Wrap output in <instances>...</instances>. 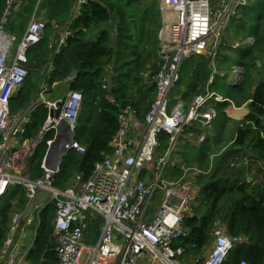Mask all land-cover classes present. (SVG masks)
Segmentation results:
<instances>
[{
	"label": "built area",
	"instance_id": "1",
	"mask_svg": "<svg viewBox=\"0 0 264 264\" xmlns=\"http://www.w3.org/2000/svg\"><path fill=\"white\" fill-rule=\"evenodd\" d=\"M88 1L77 0L75 12ZM22 2L6 0L0 18V207L16 186L23 188L27 204L11 213L9 231L0 249V264H28L41 211L50 204L56 211L53 238L57 254V261L51 264L228 263L232 250L249 240L230 235L225 224L213 227L214 245L207 257L185 262V247L176 246V241L188 233L186 217L198 205L200 189L195 187L189 168L176 177L169 172L173 157L179 152L180 135L200 116L209 127L218 116L210 105L205 111L218 96L207 91L188 104H172L171 98L180 84L184 62L202 55L213 62L228 24L247 0H160L163 24L159 32L158 71L152 78L156 97L149 111L140 121L137 109L126 106L112 143L114 152L95 165L87 180L77 174L64 188L55 184L64 156L71 150H86L76 139L84 94L68 87L53 98V91L44 80L28 105L12 109V100L20 94L29 75V50L43 39L47 27L46 19L35 12L21 39L8 31L11 13ZM53 24L60 28L56 21ZM60 29L59 35L49 40L56 52L73 34L69 25ZM248 43H252L251 37L232 43V47ZM226 74L221 73L223 77ZM244 76L245 68L236 65L229 78L239 84ZM182 105L184 112L179 110ZM41 106L46 108L47 116L33 136L28 127ZM50 132L53 136L47 140L48 149L58 140L59 150L50 166L45 155L43 174L35 177L30 160ZM162 133L170 134L165 150L158 149ZM143 171H147L148 178L141 177ZM40 190L49 193L47 198L35 205L24 221L29 204ZM158 202L160 205H155ZM27 241L30 243L25 249ZM238 264L250 262L241 260Z\"/></svg>",
	"mask_w": 264,
	"mask_h": 264
},
{
	"label": "trees",
	"instance_id": "2",
	"mask_svg": "<svg viewBox=\"0 0 264 264\" xmlns=\"http://www.w3.org/2000/svg\"><path fill=\"white\" fill-rule=\"evenodd\" d=\"M135 1L89 0L76 13L77 0H23L11 13L7 29L18 40L22 38L35 12L47 21L43 39L29 50V75L20 94L12 100V109L28 105L44 80L53 91V98L68 87L84 94L76 139L86 150L83 153L71 150L64 156L60 172L55 175V184L61 188L66 187L77 174H82L83 180H87L95 165L114 152L112 143L126 106H134L138 111L137 117L142 121L156 97L152 78L158 71L156 59L160 40L153 29L154 19L146 13V10L150 12V8L145 9L140 19L137 20L136 15H133L129 17L130 20L123 22L126 12L130 13L134 9ZM5 7L6 0H0V18ZM114 18H117V23L111 25ZM54 21L60 28L69 25L73 31L59 52L49 46L50 37L59 35L61 30L54 26ZM226 32L220 45L221 52L226 49L233 51L232 43L237 39H246L248 36L256 38L253 45L238 47L233 55L232 52L231 55L220 52V55L226 56L229 70L237 63L242 64L246 78L241 85L218 88L238 105L249 98L253 99L248 123L240 128L234 146L244 145L247 147L246 154L264 161V80L257 79L253 87L256 75L264 78V74L260 75L262 67L258 65L261 61L264 66V0H247V4L233 16ZM200 67L202 65L195 69L196 75L200 73ZM196 75L191 76L183 68L180 84L186 82L195 92ZM201 92L196 91V94ZM192 95L183 93L182 98L189 101ZM176 101L177 98H171L172 104ZM225 104L229 103L215 102L214 105L223 114ZM46 116V108L39 107L28 127L31 135L37 134ZM52 136V132L46 135L30 160L31 173L35 177L43 174L41 164L48 149L47 140ZM160 140L158 149L165 150L170 144V134H160ZM209 169L210 174L197 176V181L202 183L198 205H194L187 215L185 227L188 233L176 241V246L185 247V257L188 254L203 259L208 256L213 244V227L225 224L230 235L249 240L232 250L226 264H238L241 260H248L250 264H264V182L251 184L246 179H236V183H233L232 177L217 175L215 170ZM169 170L174 175V171ZM144 172L142 178L145 177ZM181 174L182 170L176 173L178 176ZM15 198L17 204L12 201ZM26 204L21 186L12 187L3 198L0 209V249L9 231L11 213ZM55 218L53 204L41 211L35 245L28 254L30 264L57 261L53 238Z\"/></svg>",
	"mask_w": 264,
	"mask_h": 264
},
{
	"label": "crops",
	"instance_id": "3",
	"mask_svg": "<svg viewBox=\"0 0 264 264\" xmlns=\"http://www.w3.org/2000/svg\"><path fill=\"white\" fill-rule=\"evenodd\" d=\"M138 3L140 2L137 3L134 2V9L130 10V13H128V15L124 17L123 22L125 23L126 21L130 20L129 17L133 15L134 16L139 15L140 17L143 16L145 14V9L150 8L151 17L152 19H154L152 20L153 29L154 32H157L159 39V32L163 23L162 13L160 10V0L154 3H149L145 1L143 8H140V10L137 7ZM226 33L227 32H225V34ZM250 37L252 38V43H248L244 45H253L255 43L253 42V38L256 41V38L254 36H248L246 39ZM246 39L243 37L237 39L236 41L246 40ZM242 46H240L239 48H241ZM233 51H236V49H234ZM233 51L226 49L221 52V46H219L218 48L219 55L218 54L216 55L213 62L206 55H202V57L196 56L194 58H191L190 60L187 59L188 61L186 60L184 62L183 68H185L187 73L190 72L191 76H193L194 74L196 75L195 71L197 70L196 69L197 66L202 65V67H200L201 68L200 73L196 75V81L194 83L195 92L194 90H192L193 88L190 89L188 87V84H186V82L184 83L182 82V84H179L178 87L175 89L172 96L174 98H177V101H183L185 104H188L191 100L194 99L195 95H197L196 91H202L201 93H205L207 91L214 92L218 96V99L216 98L212 99L207 104V107L205 109V111H207L210 108L208 107V105L214 107L218 111V117L213 121V124L210 127L204 124L205 119L203 117L201 119H198V121L195 122L194 125L190 126L189 129L184 131L178 139L179 152L175 154V156L173 157V161L170 164L171 171H174V175H172L173 177L178 176L176 175L178 170L183 171L184 169L189 168L191 171L190 174L195 177L194 185L198 189L202 188V183L197 181L198 175L206 176L210 174L209 168H212V171L215 170L216 174L220 175L218 171L222 168V166L224 167L226 172L230 171L229 177H232L231 179L233 183L236 181V179L244 180V178H246V175L244 177H242L241 175V173L244 170H246V174L248 172L254 173L253 179L257 181V182L250 181L248 183L255 184V183L264 182V161L255 158V156L251 158L248 154H246V156L247 155L249 156L248 159L243 157L240 158L239 154L243 155V153H245L246 146L244 145H242V147L234 146V141L238 137L240 128L243 127L246 124V122L248 123L247 118L251 112L250 104L252 103L253 99L249 98V100H247L246 102H243L242 104L238 105L220 91L219 88L222 87L218 82H216L217 76L226 78L223 77L221 73L227 72L229 70V68H227L228 67L227 58L225 55H220V52L222 54L226 52L228 55H231L232 52L233 55L234 54ZM156 60L158 62V58ZM259 63L258 65L262 67V69L260 70L261 71L260 75H263L264 66L261 61H259ZM236 65H242V64L237 63L233 66ZM233 66H231V68H233ZM255 77L256 78L253 79L254 80L253 87L256 86V82L259 79L264 80V78H260L259 75H256ZM244 81H242V83H239V85L243 84ZM225 85L223 86L225 87ZM251 90H253V88ZM183 93L185 94L190 93V95L192 94L193 95L188 99L189 101H186L185 99L182 98ZM215 102L229 103L227 105L226 104L224 105L223 114L219 113V110L214 105ZM233 121H235L236 123L233 124L232 123ZM262 132H263L262 135L264 136V130H262ZM228 153L231 154L227 155ZM240 161L243 162L240 163ZM225 163L227 165H224ZM239 164H243L245 169L236 168L238 167ZM254 165L256 167H254ZM151 167L152 166H150V168ZM144 174L145 177L148 178L147 171L144 172ZM212 174L213 172L211 173V175ZM28 242L30 243V241H27V244L25 245V249L28 248ZM213 245L214 243L210 247V250L212 249Z\"/></svg>",
	"mask_w": 264,
	"mask_h": 264
},
{
	"label": "rangeland",
	"instance_id": "4",
	"mask_svg": "<svg viewBox=\"0 0 264 264\" xmlns=\"http://www.w3.org/2000/svg\"><path fill=\"white\" fill-rule=\"evenodd\" d=\"M130 1V0H129ZM145 1H147V2H149V3H154V2H158V0H136L135 1V3H137V2H140V3H138L137 4V7L139 8V10H140V8H143V5H144V3H145ZM140 4V5H139ZM151 11V10H150ZM146 13L149 15V16H151V12H148L147 10H146ZM242 13H243V11H242ZM128 15V13L126 12V16ZM41 17H43L44 18V16H42V15H40ZM42 18V19H43ZM137 20L138 19H140L141 17L139 16V15H136V17H135ZM45 19V18H44ZM116 24L117 23V18H114L113 19V21L110 23L111 25H113V24ZM163 24V23H162ZM104 27L106 28V23L104 24ZM107 29H109V27L107 28ZM227 30V29H226ZM225 39H223V41H224ZM234 67V66H233ZM233 68H231L230 70H228L226 73V78H222V77H220V76H217V78H216V82H218L219 84H220V86L221 87H223V85H227V86H233V85H238V84H233L231 81H230V73H231V70H232ZM243 79H245V76H244V78ZM225 83V84H224ZM62 88H60V90H61ZM233 124H235L236 122L235 121H233L232 122ZM232 144V143H231ZM245 150H247V147L245 148ZM232 153V152H231ZM231 153H228L227 155H230ZM239 157L241 158V157H243V158H249V156L247 155L246 156V153H243V155H241V154H239ZM215 158V157H214ZM244 161V160H243ZM243 161H240V163H242ZM224 165H227L226 163L224 164ZM251 167V166H250ZM254 167H256L255 165H254ZM231 168V167H230ZM236 168H243V169H245V167H244V165L243 164H239L238 165V167H236ZM218 173L220 174V175H222V176H229L230 175V171H227L226 172V170L224 169V167L222 166V168L218 171ZM241 175H242V177H244L245 175H246V178H244V179H246V180H248V181H255V182H257L256 180H254L253 179V175H254V173H247L246 174V170H244L242 173H241ZM76 176V175H75ZM74 176V177H75ZM73 177V178H74ZM17 200V198H15V199H13L12 201H16ZM155 205H160V203L158 202V203H155ZM153 216V215H152ZM196 258H194V257H192L191 255H188L187 254V257H184V260H185V262H190V261H193V260H195ZM184 260H183V262H184Z\"/></svg>",
	"mask_w": 264,
	"mask_h": 264
},
{
	"label": "water",
	"instance_id": "5",
	"mask_svg": "<svg viewBox=\"0 0 264 264\" xmlns=\"http://www.w3.org/2000/svg\"><path fill=\"white\" fill-rule=\"evenodd\" d=\"M179 110L181 112H184L185 111V107L182 105V106H180ZM201 118H203V117H199V119H201ZM58 143H59L58 140L55 141L53 143V145H51L49 147V149H48L47 156H46V159H47V163L48 164H49L50 160L53 158L55 152H57L59 150ZM49 166H50V164H49ZM48 194H49L48 192H45V191H42V190L38 191V193L35 196V199L29 204V207H28L26 213L24 214V217H23V220L24 221L27 220L29 214L34 209L35 205L44 202V200L47 198ZM181 228H183V226Z\"/></svg>",
	"mask_w": 264,
	"mask_h": 264
},
{
	"label": "clouds",
	"instance_id": "6",
	"mask_svg": "<svg viewBox=\"0 0 264 264\" xmlns=\"http://www.w3.org/2000/svg\"><path fill=\"white\" fill-rule=\"evenodd\" d=\"M240 66H243V65H240ZM245 76H246V70H245ZM245 78H246V77H245ZM243 81H244V80H243ZM241 83H242V82H241ZM238 85H239V84H238ZM200 94H202V93H200ZM197 95H198V94H197ZM195 96H196V95H195ZM190 102H191V101H190ZM190 102H189V103H190ZM217 112H218V111H217ZM200 117H202V116H200ZM217 117H218V116H217ZM217 117H216V118H217ZM216 118H215V119H216ZM198 119H199V118H198ZM204 119H205V118H204ZM212 124H213V122H212ZM212 124H211V125H212ZM47 151H48V149H47ZM46 154H47V152H46ZM246 181H247V182H250V181H248V180H246ZM14 202H16V201H14ZM1 205H2V203H1ZM23 208H24V207H23ZM0 209H1V207H0ZM28 218H29V217H28Z\"/></svg>",
	"mask_w": 264,
	"mask_h": 264
}]
</instances>
